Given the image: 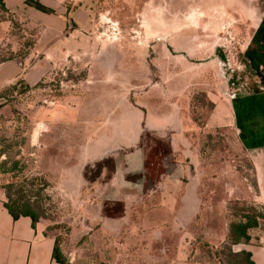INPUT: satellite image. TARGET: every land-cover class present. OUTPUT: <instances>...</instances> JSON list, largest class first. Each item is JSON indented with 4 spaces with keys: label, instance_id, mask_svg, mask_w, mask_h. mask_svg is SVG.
I'll list each match as a JSON object with an SVG mask.
<instances>
[{
    "label": "rangeland",
    "instance_id": "374dc122",
    "mask_svg": "<svg viewBox=\"0 0 264 264\" xmlns=\"http://www.w3.org/2000/svg\"><path fill=\"white\" fill-rule=\"evenodd\" d=\"M61 5L84 7L88 18L76 29L70 20L37 85L0 98V191L12 183V197L33 203L34 227L54 238L66 264H245L229 226L258 207L240 198L253 177L231 97L264 91V67L255 69L251 52L264 0ZM43 21L26 6L12 17L0 10V63L21 61L23 74L37 62L54 42L38 41L48 33ZM181 101L183 117L197 126L188 157L177 156L186 171L157 191H128L124 216L103 217L105 197H125L79 191L82 147L115 132L121 140L127 127L132 134L138 128V115L158 109L167 117ZM216 108L231 126L208 122ZM14 160L20 169L8 171ZM93 174L88 168L87 177Z\"/></svg>",
    "mask_w": 264,
    "mask_h": 264
},
{
    "label": "crops",
    "instance_id": "0c3cea01",
    "mask_svg": "<svg viewBox=\"0 0 264 264\" xmlns=\"http://www.w3.org/2000/svg\"><path fill=\"white\" fill-rule=\"evenodd\" d=\"M3 1L13 13H18L25 6L29 7L24 4V0ZM38 1L54 11V13H44L29 7L44 20L48 32L46 35H41L38 41L40 42V39L42 40L45 36L44 42H54L43 52V56L23 74L24 67L22 68V66L24 64L21 61L11 60L0 63V88L13 84L18 78L25 81L30 87L35 86L48 73L50 68L48 60H51L57 48L55 42L66 29H70L68 25L70 20L75 25L73 29H76L78 23L83 25L88 18L84 7H75V9L66 12V8L61 5L62 0ZM68 1L72 2V0ZM255 32L251 52L255 56V69H260L264 67V21L259 25V29H255ZM234 94L232 97L230 96L231 99L236 98L234 100L235 110H233L234 130L238 141L248 156L253 183L255 184L253 189L251 187L248 189L249 191H243V196L240 198L253 202L254 205H258L264 211V91H240ZM210 101L214 103L213 100ZM181 103L180 107L176 106L175 111H169L167 117L162 118L165 113L158 109H154L152 113L147 111L146 114L138 115L136 119H133V122L138 124V128L132 134L127 127L125 132L121 134V140L115 132L84 145L79 153L81 170L85 166L92 165L107 157H112L115 165L111 171L103 169L99 177L93 182L86 181L80 170V180L85 187L79 191H91L93 189L94 191H104L113 196L114 194L116 196L119 191L125 198L105 197L104 201L122 202L125 212L128 208V191L142 190L139 181H132L128 178L143 172L144 155L142 149L137 147L142 128L150 130L159 137L168 138L175 160L173 171L161 176L158 185L150 192L157 191L165 185L164 182L175 177L179 168L185 172L186 169L179 164L180 161L177 156L183 159L188 157L189 145L193 139L191 133L195 128L197 129V126L193 123L189 124L190 122L188 123L183 117L182 109H184L183 104L185 103L184 101ZM216 107L220 108L218 104ZM221 115L216 108L209 116L208 122L223 121L224 123L218 127L231 126L230 121L227 123L229 118L226 119ZM118 148H130L132 150L121 158L120 153L115 154ZM140 193L145 195L143 191ZM4 197L3 191H0V264H59L53 258L54 238L50 235H44L32 227L29 217L21 216L13 219L4 207ZM250 236L249 243L242 245L243 250L249 253L253 264H264V227L251 230Z\"/></svg>",
    "mask_w": 264,
    "mask_h": 264
},
{
    "label": "trees",
    "instance_id": "16d2710c",
    "mask_svg": "<svg viewBox=\"0 0 264 264\" xmlns=\"http://www.w3.org/2000/svg\"><path fill=\"white\" fill-rule=\"evenodd\" d=\"M25 5L32 7L38 11L44 13H54V11L45 5L41 4L38 0H24ZM66 8V7H65ZM0 10L8 17H12L13 12H11L5 5L3 0H0ZM68 8H66V12H68ZM4 17L2 20H5ZM10 20V19H9ZM12 24H16L15 21L12 19L10 20ZM75 28V25H73ZM21 81H17V80ZM16 83L6 87L3 86L0 88V98H4L6 93L10 90H15L17 86H22L25 90H30L32 87L28 86L25 81L18 78ZM37 85V84H36ZM34 87V86H33ZM213 106V103H211ZM141 141H143V149H144V159H143V176L145 182V190H148L156 184L161 175H166L172 172L174 161L172 157V152L170 146L167 142L160 140L151 134L145 132ZM2 152H0L1 154ZM8 163V159L4 160L1 165L5 167ZM251 166V165H250ZM107 168L109 171L113 170V159L106 158L101 161L95 162L92 166H85L82 172L83 178L88 182H93L99 177L101 169ZM88 168H94V174L90 177H87ZM20 169L19 161L14 160L12 161V165L8 168V171H17ZM131 179L132 177H128ZM138 178V176L136 177ZM255 184L253 183V187ZM14 187V184L7 185V191H5L6 201L3 203L4 207L7 209L8 213L11 215L13 219H17L21 216L29 217L31 220V225L34 227L35 223L39 219V213L34 207L33 203L26 199L25 196L18 195L17 197H12L10 192L11 188ZM147 191H143L145 194ZM254 205V204H252ZM255 208L258 207V211L255 209H251L242 215V219L237 222H233L229 226V241L232 244H247L249 243L251 236L250 231L257 228L264 227V211L258 206L254 205ZM257 206V207H256ZM117 207V208H116ZM101 214L105 218L113 219V218H121L124 216V206L122 202L118 201H104L102 204ZM239 254L241 255L245 264H253L250 259V255L246 251H240ZM53 258L59 264H66L65 259L63 258L60 250L58 249L56 243L53 247Z\"/></svg>",
    "mask_w": 264,
    "mask_h": 264
},
{
    "label": "flooded vegetation",
    "instance_id": "af4514ba",
    "mask_svg": "<svg viewBox=\"0 0 264 264\" xmlns=\"http://www.w3.org/2000/svg\"><path fill=\"white\" fill-rule=\"evenodd\" d=\"M145 132H147V133H149V134H151L152 136H154V137H156V138H158V139H160V140H163V141H165V142H167L168 144H169V146H170V149H171V152H172V157H173V151H172V148H171V145H170V142H169V140H168V138H162V137H159V136H157L155 133H153V132H151L150 130H147V129H145V128H142V131H141V133H140V135H139V142H138V145H137V147L138 148H140V149H142V151H143V155H144V149H143V141H141V139H142V137H143V135H144V133ZM130 149V148H129ZM132 150V149H131ZM130 150V151H131ZM145 157V155L143 156V158ZM107 158H112V157H107ZM103 159H106V158H103ZM103 159H101V160H103ZM113 159V158H112ZM101 160H99V161H101ZM173 161H175L174 160V157H173ZM98 162V161H97ZM174 164H175V162H174ZM93 165V164H92ZM92 165H89V166H92ZM114 161H113V169H114ZM103 169H107V168H102L101 169V171L103 170ZM173 169H174V166H173ZM108 170V169H107ZM109 171V170H108ZM173 171V170H172ZM143 173H141V174H139V175H134V176H129V177H132L131 178V180L132 181H139L140 182V184L142 185V187H141V191H147L146 193H149L150 191H153L154 190V188L158 185V183L160 182V179H159V181L156 183V184H154V186L152 187V188H150V189H148V190H145V187H144V185H145V182H144V178H143V176H140V175H142ZM138 176V178H136ZM161 176H163V175H161ZM160 176V177H161ZM145 193V194H146ZM114 202V201H113Z\"/></svg>",
    "mask_w": 264,
    "mask_h": 264
}]
</instances>
